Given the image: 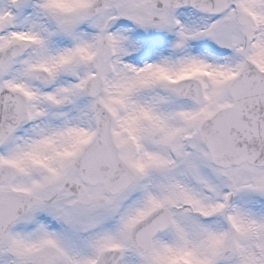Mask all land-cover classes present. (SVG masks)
<instances>
[{
    "label": "snow or ice",
    "instance_id": "obj_1",
    "mask_svg": "<svg viewBox=\"0 0 264 264\" xmlns=\"http://www.w3.org/2000/svg\"><path fill=\"white\" fill-rule=\"evenodd\" d=\"M0 264H264V0H0Z\"/></svg>",
    "mask_w": 264,
    "mask_h": 264
}]
</instances>
